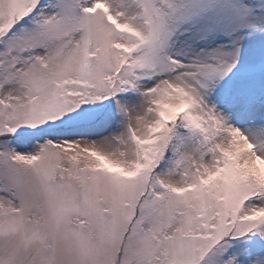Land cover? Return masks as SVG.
<instances>
[{"label":"snow or ice","instance_id":"obj_1","mask_svg":"<svg viewBox=\"0 0 264 264\" xmlns=\"http://www.w3.org/2000/svg\"><path fill=\"white\" fill-rule=\"evenodd\" d=\"M0 264H264V0H0Z\"/></svg>","mask_w":264,"mask_h":264}]
</instances>
